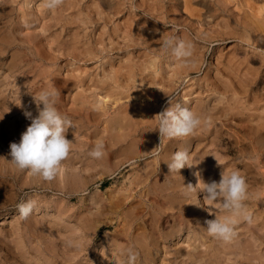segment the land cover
<instances>
[{
	"label": "rangeland",
	"instance_id": "obj_1",
	"mask_svg": "<svg viewBox=\"0 0 264 264\" xmlns=\"http://www.w3.org/2000/svg\"><path fill=\"white\" fill-rule=\"evenodd\" d=\"M155 1L64 0L48 10L43 0H0V264H127L129 247L135 264H264V162L231 136L244 112L264 115V0ZM172 36L193 45L188 67L161 51ZM46 88L59 92L56 107L74 125L72 151L51 182L19 170L9 148ZM224 96L219 137L207 134L205 146L195 136L160 140L155 116L169 99L195 113ZM98 140L101 159L89 155ZM181 150L192 166L170 173L165 162ZM233 170L248 185L252 222L224 243L207 232L215 215L201 189ZM30 199L36 206L22 220L17 205Z\"/></svg>",
	"mask_w": 264,
	"mask_h": 264
},
{
	"label": "clouds",
	"instance_id": "obj_2",
	"mask_svg": "<svg viewBox=\"0 0 264 264\" xmlns=\"http://www.w3.org/2000/svg\"><path fill=\"white\" fill-rule=\"evenodd\" d=\"M64 0H43L42 6L48 10H56ZM161 51L170 54L182 67L191 64L193 45L175 36L168 37L161 44ZM59 92L55 88L41 90L33 96L37 105L38 115L33 117L29 111L24 115L31 120L30 125L21 134L19 142H11L9 145L11 162L21 171L27 169L33 177L51 182L61 171L62 164L68 159L73 142L66 138L70 127H74L71 119L63 116L57 109L56 103ZM42 105V108L40 107ZM169 105L155 117L161 138L186 139L192 137L204 126H210V121L203 119L194 113L182 102L173 103L169 99ZM104 142L98 140L89 155L95 159H101L104 155ZM167 163L170 173H178L185 166L191 167L190 154L187 150L176 151ZM200 179V173H196ZM187 188L195 191L196 186L189 184ZM201 192L203 200L209 206L206 210L209 215H215L214 219L205 221L207 232L210 236L224 242H231L237 235L236 226L245 221L252 222V216L247 210L248 185L245 178L238 170L230 173L221 172L219 182H203ZM36 206L35 200H28L17 205L20 219H27ZM215 206L221 212L226 213L218 216L213 211ZM72 246V242H68ZM127 264H135L138 254L134 248L127 249Z\"/></svg>",
	"mask_w": 264,
	"mask_h": 264
},
{
	"label": "bare ground",
	"instance_id": "obj_3",
	"mask_svg": "<svg viewBox=\"0 0 264 264\" xmlns=\"http://www.w3.org/2000/svg\"><path fill=\"white\" fill-rule=\"evenodd\" d=\"M153 1V0H152ZM155 1V0H154ZM159 3L160 0H157ZM166 1V0H165ZM177 1V0H176ZM156 2V1H155ZM169 2V1H168ZM191 2V1H190ZM189 0H186V3H190ZM217 2V1H216ZM220 2V1H219ZM218 2V3H219ZM112 3V2H111ZM154 3V2H152ZM171 3V2H170ZM181 3V2H179ZM201 3V2H200ZM155 4V3H154ZM161 4V3H160ZM183 4V3H182ZM215 4V3H214ZM109 5V4H108ZM178 5V4H177ZM185 5V4H184ZM191 5V4H190ZM112 6V5H111ZM145 6V5H144ZM173 6V5H172ZM206 6V5H205ZM223 6V5H222ZM163 7V6H162ZM168 7V6H167ZM177 7V6H175ZM183 7V6H182ZM189 7V6H188ZM207 7V6H206ZM205 7V8H206ZM210 7V6H209ZM143 8V7H142ZM147 8V7H146ZM155 8V7H154ZM165 8V7H164ZM240 8V7H239ZM160 9V8H159ZM188 9V8H187ZM186 9V10H187ZM208 9V8H207ZM216 9V8H215ZM152 10V9H151ZM150 10V11H151ZM189 10V9H188ZM222 10V9H221ZM185 11V10H184ZM198 11V10H197ZM196 11V12H197ZM214 11V10H213ZM192 13V12H191ZM199 13V12H198ZM201 14V13H200ZM210 14V13H209ZM213 15V14H212ZM245 16V15H244ZM175 17V16H174ZM246 17V16H245ZM178 18V17H177ZM179 19V18H178ZM219 19V18H218ZM177 20V19H176ZM262 22H264V20H262ZM238 23V22H237ZM257 24V23H256ZM256 24H255V27H256ZM254 26V25H253ZM252 24H251V28L252 29ZM264 29V28H262ZM254 30V29H253ZM259 31V30H258ZM261 31V30H260ZM256 35H259V34H256ZM252 37V36H251ZM258 37V36H257ZM262 37V36H261ZM254 38V37H253ZM249 39V38H247ZM264 39V38H258V41ZM257 40V39H256ZM257 43V42H256ZM258 45V44H257ZM260 45V44H259ZM262 46V45H261ZM239 65V64H238ZM232 69V68H231ZM239 72V71H238ZM110 74V73H109ZM159 74V73H158ZM254 74V73H253ZM137 76V75H136ZM224 76V75H223ZM222 76V77H223ZM205 77V76H204ZM238 77V76H237ZM236 78V77H235ZM234 78V79H235ZM253 79V78H252ZM251 78H246V79H243L241 82H240V85L241 86H244V89L245 91H243V94L246 93V91L248 90L247 88L245 87H249L251 85V83L253 82ZM255 80V79H254ZM148 81V80H147ZM238 81V80H237ZM215 82V81H214ZM142 83V82H141ZM211 83V82H210ZM215 84V83H214ZM127 85V84H126ZM232 85H235L232 83ZM95 87V86H94ZM185 87V86H184ZM213 87V86H212ZM223 87V86H222ZM253 87V86H252ZM220 88V87H219ZM235 89V88H234ZM243 89V90H244ZM118 90V89H117ZM211 90V89H210ZM232 90V89H231ZM196 92V91H195ZM215 92V91H214ZM226 93V91H224ZM233 92L236 93V90H233ZM240 93L242 92V90L240 89L239 91ZM217 93V92H215ZM222 93V92H221ZM132 94V93H131ZM242 94V93H241ZM242 94V95H243ZM192 95V94H191ZM220 95V94H219ZM242 95H240L239 93H237V95H234L236 96L235 98H233V100H241L242 99ZM247 95V94H245ZM244 95V96H245ZM126 97V96H125ZM247 97V96H246ZM220 98V97H219ZM248 98V97H247ZM114 99H115V96H114ZM259 99V100H258ZM92 100V99H91ZM254 103L258 101H260V96L257 95L255 96V99H254ZM250 102V101H249ZM211 103V102H210ZM229 99L228 97H221V100L219 101V104H216L215 106L213 107H203V105L201 107H199V109L196 110V114L201 116L203 119L205 120H208L210 121V125H212V127L209 128V126H204L202 127L201 129H199L196 134L194 135L196 140H197V144L198 145H201L203 144L204 146L206 145V143L208 142L207 138V134H213L216 138L220 136V129L218 128H215V119L219 118L220 115H224L226 116L228 114V110L230 108L229 106ZM233 104V103H232ZM243 104V103H241ZM184 105V104H183ZM245 105V104H244ZM205 106V105H204ZM249 106V105H248ZM255 106V105H254ZM245 106H242L241 107V110L244 109ZM247 107V105H246ZM250 107V106H249ZM248 107V110L251 111V109ZM264 107V106H262ZM235 108V107H234ZM233 108V109H234ZM252 108V107H251ZM237 109V108H236ZM191 110V109H190ZM255 110L257 111L258 109L255 107L252 108V112H244L245 113V117H248V119H246V121H244V124H236V125H232L233 126V135L231 136H235V137H238L239 140H237V142L239 141L241 146L244 145L245 148L246 146H249L250 148V153L251 156L254 158V161L255 163L257 164V166L260 167V163L264 162V115L262 114H256ZM231 111V110H230ZM136 112V111H135ZM232 112V111H231ZM125 113V112H124ZM240 113V112H239ZM243 113V115H244ZM86 117V116H85ZM135 118V117H134ZM243 120V119H241ZM245 120V119H244ZM221 122V121H220ZM104 124V123H103ZM230 124V123H229ZM222 125V124H221ZM228 125V124H226ZM126 126V125H125ZM229 127V126H228ZM113 129V128H112ZM146 129V128H145ZM222 131V130H221ZM238 131L240 132V135L238 133ZM118 132V131H117ZM119 134V133H118ZM212 135V136H213ZM192 136V137H194ZM221 138V137H220ZM233 138V137H232ZM190 139V137L188 138ZM192 139V138H191ZM230 139V138H229ZM235 139V138H234ZM233 139V140H234ZM195 140V139H194ZM236 140V139H235ZM234 140V141H235ZM187 141V140H186ZM207 141V142H206ZM224 141V140H223ZM230 141V140H229ZM189 142V141H187ZM213 142V141H211ZM228 142V141H227ZM236 142V141H235ZM236 142V143H237ZM124 143V142H123ZM133 144V143H132ZM139 144V143H138ZM215 144V142H214ZM225 144V143H224ZM197 145V146H198ZM218 145V143L216 144V146ZM230 144L228 145H223L224 147V152H230L232 150L231 147L229 146ZM231 145H232V142H231ZM239 145V144H238ZM208 146V145H207ZM233 146V145H232ZM203 148V147H202ZM221 148V146L217 147V150ZM221 148V149H222ZM239 148V147H238ZM240 149V148H239ZM243 149V148H242ZM241 149V151H242ZM247 149V148H246ZM234 150V149H233ZM237 152V151H236ZM234 153V152H233ZM233 158V157H232ZM243 162V161H242ZM233 163V162H232ZM252 163V162H251ZM234 164V163H233ZM230 165V164H229ZM256 166V167H257ZM262 168V166H261ZM148 174V173H147ZM135 176V175H134ZM134 178V177H133ZM156 181V180H155ZM136 182V181H135ZM154 182V181H153ZM259 200V199H258ZM140 205V204H139ZM123 219V218H122ZM179 223V222H178ZM123 225V224H122ZM139 234V233H138ZM133 238V237H132ZM150 242V241H149ZM146 244V243H145ZM250 245V244H249ZM147 246V244H146ZM195 249V248H194ZM250 250V249H249ZM148 255V253H146ZM159 261V260H158ZM53 264V263H52Z\"/></svg>",
	"mask_w": 264,
	"mask_h": 264
}]
</instances>
